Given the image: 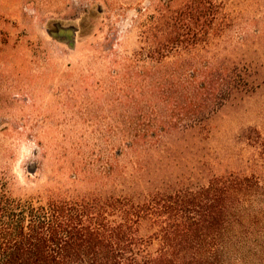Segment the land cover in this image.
<instances>
[{
	"label": "rangeland",
	"instance_id": "374dc122",
	"mask_svg": "<svg viewBox=\"0 0 264 264\" xmlns=\"http://www.w3.org/2000/svg\"><path fill=\"white\" fill-rule=\"evenodd\" d=\"M226 9L211 45L159 65L143 51L150 0H0V181L42 200L108 183V161L128 150L123 135L155 117L159 77L194 102L208 67L223 63L243 66L254 85L218 107L206 144L219 171L264 183L255 142L264 136V0Z\"/></svg>",
	"mask_w": 264,
	"mask_h": 264
},
{
	"label": "trees",
	"instance_id": "16d2710c",
	"mask_svg": "<svg viewBox=\"0 0 264 264\" xmlns=\"http://www.w3.org/2000/svg\"><path fill=\"white\" fill-rule=\"evenodd\" d=\"M150 1L143 51L159 65L229 24V0ZM233 65L208 67L189 103L159 77L155 117L123 135L128 150L108 161L104 185L42 200L0 181V264H264V183L219 171L206 144L218 107L254 85ZM255 142L264 163V136Z\"/></svg>",
	"mask_w": 264,
	"mask_h": 264
}]
</instances>
